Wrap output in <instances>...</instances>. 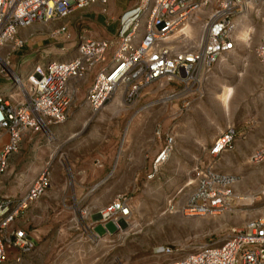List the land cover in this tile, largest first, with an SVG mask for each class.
I'll use <instances>...</instances> for the list:
<instances>
[{
  "label": "built area",
  "instance_id": "built-area-1",
  "mask_svg": "<svg viewBox=\"0 0 264 264\" xmlns=\"http://www.w3.org/2000/svg\"><path fill=\"white\" fill-rule=\"evenodd\" d=\"M108 1L0 0V76L14 87L10 93H0V177L27 130L41 132L49 144L59 139L55 127L70 119L82 88L89 86L88 79L95 72L93 87L86 88L85 101L99 112L121 94L127 109L134 110L130 125L155 105L170 107L176 118L204 98L216 66L239 49L242 25L255 29L246 47L262 25L253 51L264 67V0H140L118 18L115 39H95L83 33L73 49L77 53L69 60L53 56L46 63L37 61L26 75L17 72L7 50L24 46L17 37L20 29L67 18L76 10L96 3L106 5ZM157 134L162 136L161 128ZM240 135L236 125H229L214 141L212 156L228 152ZM126 136L128 128L118 156L124 150ZM165 142L150 177L157 175L172 156L175 136L168 133ZM251 162L264 163V144L253 153ZM51 180V169L45 168L26 193L0 194V264L8 260V246L23 253L33 250L36 234L13 230L11 225L45 194ZM235 182V176L221 172L214 164L199 163L188 182L195 184L194 189L178 210L191 216H213L229 210L242 198L253 197V203L260 199L262 204L256 217L215 239L194 246L159 245L154 253L177 255L170 264H264V190L240 196L233 191ZM78 213L81 237L91 243L102 237L96 229L99 224L107 228L106 234H111L107 227L110 221L118 232L133 224L134 210L127 196H119L98 213L81 208Z\"/></svg>",
  "mask_w": 264,
  "mask_h": 264
},
{
  "label": "rangeland",
  "instance_id": "rangeland-1",
  "mask_svg": "<svg viewBox=\"0 0 264 264\" xmlns=\"http://www.w3.org/2000/svg\"><path fill=\"white\" fill-rule=\"evenodd\" d=\"M119 1L120 3L126 1V7H131L140 0ZM103 6L100 11L102 15L109 18L111 13L109 7ZM83 10H76L69 18L54 20L47 24H33L30 28L35 31L34 34L28 38H20L24 42L22 52L26 54L28 52L26 49L29 47L35 51L39 46L45 45L48 49L50 45H58L59 42L62 44L64 40L75 38L77 31L80 35L90 34L88 24L81 16ZM70 19L71 23L66 24ZM110 23L116 33L106 40L116 38L120 25L118 20H112ZM257 29L258 32L251 40L249 47H246V42L242 40L239 49L231 52L229 57L216 66L208 81V94L195 102L189 110L176 118L172 115L170 107L166 105L158 104L142 112V114L154 113L157 123H166L169 126L178 124L175 149L170 160L157 175L150 177L152 173L148 171L150 165L148 162L147 171L140 173L132 171L133 165H142L140 162L147 154L142 152L144 149L142 146L147 142L146 139H150L148 136L141 138L138 135V139L135 138L136 140L134 139L132 143L133 150H128L126 155L124 154L127 144L124 143V150L121 156L120 154L118 156L125 122L132 117L134 111L127 109L121 94L111 100V102H117V106L115 105L111 110L92 115L81 114V118H85V121H71L62 133L61 140L58 139L52 144H47L45 140L37 149H33L37 159L31 160L29 172L39 171L40 173L45 168L53 169V188L49 189L39 203V207H42L39 211L49 213L50 220L45 221V224L58 228L64 222H56L52 218L57 214H65L66 218L72 219L68 225L72 224L78 228L70 236H62L52 230L45 236H39L36 233L35 246L31 252H28L32 255L27 260L48 262L63 259V256L70 260H74L75 257L80 260L78 247L80 244L91 242L81 237L82 220L78 210L88 209L98 213L99 202L107 200L109 201L105 204L107 205L112 198L115 200L119 196L130 198L134 210L133 224L125 226L123 231L112 235L108 241L101 244L103 248L98 249V255H96L98 264H164L154 259L156 258L155 246L160 244L194 246L223 236L231 227L239 226L261 212L260 199H256L253 203V197L242 198L240 199L242 203L234 202L229 210L213 216L187 215L178 210L179 207L175 203V200L179 201V196L183 194L181 192H190L194 189L195 184L188 185V182L197 159L200 158L202 162L214 160L207 154L204 147H201L202 143L210 144L214 137H217L229 124H235L240 134L244 129L249 133L256 131L259 135L264 132V128H261L264 124V101L262 102L264 77L261 62L253 51V46L258 42L263 29L262 25L259 24ZM93 38L99 39V36L94 33ZM77 44V41H72L67 44L66 49L54 46L46 51L49 55H55L57 59L65 56V60H69L77 53L69 49L75 48ZM35 45L37 46L33 47ZM116 48L117 45L114 49ZM17 51L19 49L11 48L7 50V54L13 57ZM110 59L111 56H109ZM42 61L45 62V58ZM22 65L20 64V67ZM96 75L97 72L92 74L88 87H93ZM225 87L234 89L229 113H225L221 99ZM86 94L87 89L84 87L80 93L82 101L86 100ZM55 129L61 131L63 126L55 127ZM129 130L128 127V132ZM134 132L136 128L132 130V135ZM126 138L129 140V135ZM151 140L148 141L150 145ZM248 154L236 146L217 160L218 170L236 177L232 188L241 191L240 196L250 195L251 193H244L245 190L252 189L251 186L262 180L260 169L263 170L264 163H253L251 157L249 162H246L250 155ZM105 160H110L111 167L106 164L109 168L105 172L97 175L92 173L89 166H92L93 170L95 167L103 166ZM117 162H119L118 165ZM246 163L249 164L246 165ZM88 168L90 172L86 171ZM160 175L161 178L158 179ZM65 188L66 190L63 191ZM262 190L264 188L257 194ZM57 198L62 199L60 204L55 201ZM107 227L111 234L117 231L113 221L108 222ZM96 229L101 235L108 231L103 224H99ZM101 239L102 237L97 243L91 244H99ZM49 247L59 248L53 252L48 249ZM105 247L111 248L108 253H105ZM90 259L92 257L89 255L84 258V260Z\"/></svg>",
  "mask_w": 264,
  "mask_h": 264
},
{
  "label": "crops",
  "instance_id": "crops-1",
  "mask_svg": "<svg viewBox=\"0 0 264 264\" xmlns=\"http://www.w3.org/2000/svg\"><path fill=\"white\" fill-rule=\"evenodd\" d=\"M138 2H136L131 7H126V1H123L122 3H120L119 0H109L108 3L106 4V6L109 7V10L111 12L109 15V18L108 17L106 18V16L102 15V13L100 11L102 6L104 5V4L102 5V3L101 4L96 3L94 5H91L90 7L85 8L83 10V13L81 14V16L85 19V22L88 24V27L91 31L90 34H88V36L93 38V35L95 33L97 36H99V39L110 38L111 35H114L116 33L115 30L112 28L110 22H112V20L117 21L122 13H124L125 11L136 6V4ZM69 17H67V18H69ZM71 19H73V18H71ZM71 19L68 20L69 23H66V24H70ZM101 19H102V21L100 22ZM30 27L31 26L20 29L17 37L18 38H28V36L30 37V35H33L35 31L33 30V28H30ZM79 38H80V33H78V31H77V35L75 38L69 39L68 41L64 40L65 42H62V44H59V43H61V42H59L58 45L53 44L50 46L51 47L56 46V47H59L62 49H66L68 43H70L72 41L78 42ZM37 45H35L33 47H36ZM51 47H48V49ZM31 48L29 47L26 49L28 51L26 54L22 52L23 51V48H22L19 51H17V53L14 54V56L12 57V61H13V64H14L17 72L23 73V74L25 73V71H23V67L22 66L20 67V64H23L24 67L27 64H31V66H33V65H35V63L37 61H41L42 63H46V62H48L47 59L50 58V56H51V58H53V56L55 57V55H53V54L49 55L47 53L46 50H48V49L45 48V45L36 47L38 49H36L35 51H33ZM72 49H74V48H72ZM19 53L22 54L21 55L22 58L21 57L19 58V56H18ZM36 55H37V59L34 61L33 58L36 57ZM44 58H45V62L42 61V59H44ZM23 61H25V63H23ZM262 71H263L262 73H263V77H264L263 65H262ZM4 79H3V77L2 78L0 77V86L2 84L1 81L2 82L5 81ZM6 80H8V79H6ZM90 80H91V78L88 79V81H90ZM84 87L87 88L88 84H85ZM263 101L264 100H262V102ZM116 103L117 102H111V101L108 102L98 113H102L104 111L111 110L112 108L115 107ZM263 107H264V104H263ZM79 110H82V111H79ZM85 110H87V111H85ZM87 113L92 115L93 113L95 114L97 112H94L91 105L89 103H87L86 101H82V99L80 98L79 102H77V104H75L73 109H72V115H71L70 119L65 124L61 125V126H63V129L61 131L57 130L59 140L62 139V133H64V130L68 128V125L70 124L71 121H74V122L85 121V118H81L80 115L81 114H87ZM154 115L155 114L152 112H145V113L140 114L137 117H135L134 120L130 123V125H129L130 119H128V121L126 120L127 123L125 122V130L128 128V125H129L130 130L128 132L129 140L126 141L127 148L125 149L124 155H126L128 150H133L131 148V146H132L134 139L135 138L138 139V135L141 136V138H144V136H146V137L148 136V138H150V139H146L147 142L144 143V146H142V147H144L142 152L147 153L145 155V158H143L142 162H140V164H142V165L141 166L133 165V167H134L132 170L133 172L140 173V172L147 171V168H146L147 162H148V164L150 163L148 171L150 170V173L154 172L155 159H156L158 153L164 148L165 143H166L165 137L168 133H172L175 136V142L177 144V134H178L177 126H178V124H177V126H172V125L169 126L166 123H160V122L157 123V121H156L157 119L155 118ZM83 117H85V116H83ZM229 125H231V124H229ZM56 127H58V126H56ZM135 128H136V132H134V135H132L133 134L132 130H135ZM137 128H138V130H137ZM159 128L162 129V136H159L157 134V131ZM226 128H225V130H226ZM261 128L262 129L264 128V124L261 126ZM225 130H223V131H225ZM252 133H253L252 131H251V133H249V131L244 129V131H242L241 135L239 136V138L235 142L234 146L230 149V150H233L236 146H238L239 149L241 151H243L244 153L245 152L249 153L250 155L248 154L249 156L247 157L246 162L247 161L249 162L250 157L253 155V153L256 150H258L264 144V132L261 133L260 135L256 131H255L256 134L255 133L252 134ZM220 134L218 136H220ZM218 136L214 137V139L212 140V142L210 144H206V143L201 144V147H204L207 154L210 157L214 158V160H211L209 162L206 158L207 161L202 162L199 160L200 159L199 158V159H197L198 161L195 165H197L199 163L201 164V162H202L203 164H207V163L208 164H214L217 167V165H218L217 160H218V158H221L223 155H221L220 157H214V156H212L210 151H211V147H212L214 141L218 138ZM149 140L152 141L151 145L148 143ZM44 142H45V138L41 132H36L33 130H27L24 133L18 150L10 155L9 161H8V168L0 177V194L1 195L24 194L29 190L33 181L39 175V171L37 173L36 172H29L30 168H31V166H30L31 160L37 159L34 156L35 151H33V149L34 148L37 149L39 147V145L44 143ZM47 144H49V143H47ZM215 159H216V161H215ZM109 162H110V160H105V164L103 166H98L100 168L95 167V168H93V170L91 168L92 166H89V167H90L92 173H95V175H97L98 173L105 172L107 170V168L111 167ZM118 163L119 162H117V165H118ZM106 164H108V166L109 165L110 166L108 167V166H106ZM247 164H249V163H246V165ZM262 166H263V170L259 168L262 172V173L260 172L262 180L259 183L257 182L256 185L251 186L252 189L245 190L244 193L257 194L262 188H264V165H262ZM39 168L41 169L42 167L40 166ZM90 169L88 168V169H86V171L90 172ZM252 170H254V168H252ZM52 172H53V169L51 167V178H52L51 185L47 189V191L45 192L44 195H46V193L49 191V189L51 190L53 188L52 187V182H53ZM160 178H161V175L158 179H160ZM84 180H86V179L84 178ZM57 185H59V184H57ZM65 190H66V188L63 191H65ZM233 191L236 194H239V195L242 194V192L237 190V189L235 190L233 188ZM190 192L189 191L188 192H181L183 194L181 196H179V201L175 200L176 205L177 206L182 205V203L184 202V198L186 201L188 196L190 195ZM44 195L32 203L30 208L27 209L23 213V215L20 218H18L14 224L11 225V229H13V230H15V229H26L28 232H30L32 234L37 233L39 236H45L51 230H52V232H57V233L61 234L62 236L73 235L74 231L78 227H76L72 224L68 225V222H70L72 219L66 218L67 216L65 214H57L54 216V218H52L56 222H64V223H61L58 228H56L54 225L45 224V221L50 220L49 213H42L39 211L42 208V207H39V205H40L39 203H40L41 199L44 197ZM178 195H180V194L178 193ZM113 200L114 199L112 198L110 203ZM182 200H183V202L181 203ZM55 201H57V203L60 204V201H62V199L57 198V200H55ZM108 202L109 201H107V200L105 202H99L100 205L97 204L98 205L97 209L102 210L104 207H106L108 205V204L105 205ZM249 220H250V218H249ZM52 232H51V234H52ZM116 233H118V232H114L113 234L101 235L102 239H101L99 244H91V243L80 244V246L78 247L79 252H80L79 257L81 258L80 260H78L76 257L74 260H70V259H67V257L63 256V259H59V260L54 259V260H51L48 262L30 261V260H27V258H29L32 255V253H23L17 247L11 245V246H8V260L2 264H98V262H97L98 260L96 259V255H98L97 250L103 248V246L101 244H103V242L108 241V239ZM34 236L37 237L36 235H34ZM160 245H165V244H160ZM157 246H159V245H157ZM157 246H155L154 249ZM56 248H59V247H53V248L49 247L48 249L54 252V250ZM110 249H111L110 247H108V248L105 247V253H108V250H110ZM92 254H95V255H92ZM88 255L91 256L92 259L84 260V258H86ZM154 256L156 257L154 259L157 262L158 261L163 262L164 264H170L172 260H174L175 258L178 257L177 255H173V256H171V255H157L155 253H154Z\"/></svg>",
  "mask_w": 264,
  "mask_h": 264
},
{
  "label": "bare ground",
  "instance_id": "bare-ground-1",
  "mask_svg": "<svg viewBox=\"0 0 264 264\" xmlns=\"http://www.w3.org/2000/svg\"><path fill=\"white\" fill-rule=\"evenodd\" d=\"M253 26L250 25H242V27L240 28V34L239 37L242 38L243 41H245L246 43L249 41V36L252 34V32L255 30H253ZM225 91L224 93L221 95V99H222V103H223V107L225 110V113H229L230 112V102L231 99L233 97V92L234 89L232 87H225Z\"/></svg>",
  "mask_w": 264,
  "mask_h": 264
},
{
  "label": "trees",
  "instance_id": "trees-1",
  "mask_svg": "<svg viewBox=\"0 0 264 264\" xmlns=\"http://www.w3.org/2000/svg\"><path fill=\"white\" fill-rule=\"evenodd\" d=\"M73 50V49H70ZM21 53H19V58L21 57ZM22 58V57H21ZM37 59V55L36 57L33 58V60L35 61ZM51 60V56L50 58L47 59V61L49 62ZM13 62V61H12ZM23 63H25V61H23ZM23 66V65H22ZM34 66V65H33ZM33 66H31V64H27L24 68L23 71H25L24 75L28 74L32 69ZM1 77V76H0ZM2 78V77H1ZM4 79V78H3ZM5 81L2 82L1 81V86H0V93H10L13 91L14 87L12 86V83L9 80L4 79Z\"/></svg>",
  "mask_w": 264,
  "mask_h": 264
},
{
  "label": "clouds",
  "instance_id": "clouds-1",
  "mask_svg": "<svg viewBox=\"0 0 264 264\" xmlns=\"http://www.w3.org/2000/svg\"><path fill=\"white\" fill-rule=\"evenodd\" d=\"M116 232H118V231H116Z\"/></svg>",
  "mask_w": 264,
  "mask_h": 264
}]
</instances>
